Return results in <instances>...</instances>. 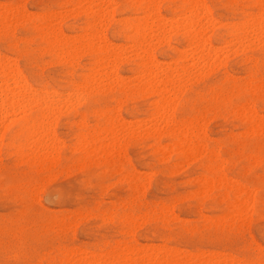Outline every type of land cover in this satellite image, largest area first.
I'll use <instances>...</instances> for the list:
<instances>
[{
    "label": "rangeland",
    "instance_id": "1",
    "mask_svg": "<svg viewBox=\"0 0 264 264\" xmlns=\"http://www.w3.org/2000/svg\"><path fill=\"white\" fill-rule=\"evenodd\" d=\"M199 1L206 11L196 10L202 45L195 49L182 23L188 8L184 0H0V64L19 72L28 84L17 101L20 109L28 102L27 113L9 108L0 94V261L264 264V35L248 28L249 40L240 43L229 34L254 16L264 23V2ZM147 6L155 7L165 21L157 23L164 24L160 32L166 38L154 36V29L147 33L153 56L143 70L138 39L129 26L141 23L138 27L145 28ZM94 70L107 75L96 86ZM33 74L45 79L40 94L57 109L47 116L51 122L44 121L50 126L35 122L34 131H23L24 117L36 121L41 108L30 101L36 93ZM161 78L171 82L165 84L168 89L161 85L165 91L159 86ZM35 130L47 133L49 142ZM237 175L247 182L241 183ZM156 250L161 259L153 254Z\"/></svg>",
    "mask_w": 264,
    "mask_h": 264
},
{
    "label": "bare ground",
    "instance_id": "2",
    "mask_svg": "<svg viewBox=\"0 0 264 264\" xmlns=\"http://www.w3.org/2000/svg\"><path fill=\"white\" fill-rule=\"evenodd\" d=\"M136 1V0H135ZM185 2H186V4H187V16L185 15V16H183L184 15V13H183V17H185L184 18V21H183V19L182 18H180V19H182V23H185V24H183V25H185V28L184 29H186V37H189L188 39L189 40H191L190 42H191V44L190 45H192L193 46V48H195L194 46H198L199 45V42H200V35H201V32H200V26H199V24H198V20L196 21V19H197V17L198 16H196V15H198L196 12V10L200 7H202V4L200 3V2H202V1H199L198 2V0H184ZM259 1V3H262V2H264L263 0H258ZM258 1H256V2H258ZM79 2H80V0H79ZM86 2H88V1H86ZM111 2V1H110ZM115 2V1H114ZM151 2H154V1H151ZM58 3V2H57ZM155 3V2H154ZM198 3H200L201 4V6L200 5H198ZM110 4V3H109ZM115 4V3H114ZM56 5V4H55ZM106 5V4H105ZM152 5V4H151ZM107 6H108V4H107ZM146 6V5H145ZM154 6V5H153ZM153 6H147L146 8H145V17H144V21H143V25L145 26V28H139L138 27V25H140L139 23L137 24V25H135L134 26V24H136V23H134V24H132V26H129V29H130V27L133 29V31H134V34L136 35V37L135 38H137L138 39V45H139V50L141 51V53H140V65H141V67H142V69L144 68V67H146V66H148L151 62H150V56H151V54H149V52H148V46H149V40H148V38L150 37V36H148V32L151 30L152 31V29H154V30H156V35H154V36H156V37H158V35H160V38H161V36L163 37V38H166V37H164L162 34H164V32L162 33V31L160 32V30L161 29H163V26H164V24H160V25H158V23H157V21L159 22V21H164L163 19H161L160 18V14L158 15L157 13H156V10H154V8L152 9V7ZM3 7V6H2ZM1 7V8H2ZM9 7V6H8ZM109 7V6H108ZM16 8V7H15ZM81 8V7H80ZM203 8H204V6L202 7V10H203ZM6 9V8H5ZM12 9V8H11ZM17 9V8H16ZM110 9V8H109ZM144 9V8H143ZM7 10V9H6ZM13 10V9H12ZM199 10V9H198ZM155 11V12H154ZM204 11H206L205 10V8H204ZM204 11H202L201 13H203ZM20 12V11H19ZM185 12V11H184ZM256 12V11H255ZM24 13V12H23ZM53 13V12H52ZM200 13V12H199ZM206 13V12H205ZM262 13V12H261ZM19 14V13H18ZM20 14H22V13H20ZM27 14H28V12H27ZM48 14V13H47ZM50 14V13H49ZM208 14V13H207ZM259 13L257 12V14L256 15H258ZM9 15H10V13H9ZM64 15V14H63ZM77 15H78V13H77ZM202 15V14H201ZM27 16H29V15H27ZM38 17H40V15H37ZM45 16V15H44ZM65 16V15H64ZM67 16V15H66ZM108 16V15H107ZM205 16V15H204ZM7 17H8V15H7ZM24 17H25V15H24ZM48 17V16H47ZM96 17V16H95ZM94 16H93V19L92 20H94L93 22H92V28H94L95 29V22H96V18H95ZM133 17V16H132ZM206 17H207V15H206ZM257 17V16H256ZM256 17L254 16V18L252 17L251 19H249V20H247V19H245V22L243 21L241 24H239L238 26H236V27H234V29H232V31L229 33L230 35H232V36H234L235 38H236V40H238L240 43H242V42H244L245 40H249V38H248V28H251V29H253V31H256L257 33H258V37L260 36L261 37V35L263 34L264 35V23H263V21H259V20H257L256 19ZM36 18V17H35ZM165 18V17H164ZM167 18V17H166ZM176 18V17H175ZM177 18H179L178 16H177ZM207 18H209V17H207ZM249 18V17H248ZM5 19V18H4ZM21 19V18H20ZM47 19V18H46ZM54 19V18H53ZM143 19V18H142ZM206 19V18H205ZM258 19H261L260 17L258 18ZM1 20V19H0ZM51 20V19H50ZM55 20V19H54ZM104 20V19H103ZM135 20V19H134ZM217 20V19H216ZM8 21V20H7ZM27 21V20H26ZM57 21V20H56ZM140 21V20H139ZM215 21V20H214ZM60 22V21H59ZM90 22V23H91ZM126 22V21H125ZM155 22V23H154ZM165 22V21H164ZM216 22V21H215ZM4 23V22H3ZM14 23V22H13ZM83 23V22H82ZM101 23V22H100ZM121 23V22H120ZM156 23H157V25H158V27H157V29L156 28H153L154 27V24L156 25ZM89 24V23H88ZM99 24V23H98ZM102 24V23H101ZM129 24V23H128ZM128 24H126L127 26H128ZM210 24H212V22L210 23ZM209 24V25H210ZM230 24V23H229ZM86 25V24H85ZM156 25V26H157ZM171 25V24H170ZM219 25V24H218ZM221 25V24H220ZM44 26V25H43ZM105 25H103V27H104ZM167 26V25H166ZM208 26V25H207ZM224 26V25H223ZM3 27V26H2ZM42 27V26H41ZM84 27V26H83ZM100 27V26H99ZM141 27V26H140ZM40 28V27H39ZM57 28V27H56ZM105 28V27H104ZM165 28V27H164ZM13 29V28H12ZM47 29H49V28H47ZM51 29V28H50ZM53 29V28H52ZM58 29V28H57ZM56 29V30H57ZM91 29V28H90ZM100 29V28H99ZM176 29V28H175ZM88 30V29H87ZM93 30V29H92ZM96 30V29H95ZM101 30H102V28H101ZM139 30H141V32H139ZM164 30H166V29H164ZM163 30V31H164ZM202 30V29H201ZM235 30V31H234ZM1 31V30H0ZM53 31V30H52ZM98 31V30H97ZM129 31H131V29L129 30ZM133 31H131V32H133ZM150 31V32H151ZM169 31H172L173 32V30L172 29H170ZM179 31V30H178ZM49 32H50V30H49ZM56 32V31H55ZM58 32V31H57ZM177 32V31H176ZM204 32V31H203ZM2 33V32H1ZM9 33H10V31H9ZM60 33V32H59ZM152 33V32H151ZM161 33V34H160ZM42 34V33H41ZM106 34V33H105ZM155 34V33H154ZM167 34V33H166ZM86 35V34H85ZM91 35L93 36V33H92V31H91ZM98 35V34H97ZM102 35V34H101ZM149 35H151L152 36V34H149ZM53 36V35H52ZM62 36H63V34H62ZM103 36V35H102ZM5 37V36H4ZM55 37V36H54ZM57 37H58V35H57ZM76 37V36H75ZM148 37V38H147ZM156 37H154V38H156ZM167 37H168V35H167ZM203 37V36H202ZM233 37V38H234ZM263 37V36H262ZM261 37V38H262ZM19 38V37H18ZM46 38V37H45ZM56 38V37H55ZM54 38V39H55ZM72 38V37H71ZM102 38V37H101ZM104 38V37H103ZM134 38V37H133ZM151 38V37H150ZM149 38V39H150ZM160 38H157L158 40L160 39ZM234 38V39H235ZM52 39V38H51ZM57 39V38H56ZM75 39V38H74ZM96 39V38H95ZM105 39V38H104ZM152 39V38H151ZM231 39V38H230ZM259 39V38H258ZM72 40V39H71ZM102 40V39H101ZM164 40H166V39H164ZM207 40V39H206ZM260 40H262V39H260ZM50 42H51V40H49ZM66 41V40H65ZM69 41H70V39H69ZM75 41H77V39L75 40ZM97 41V40H96ZM95 41V42H96ZM99 41V40H98ZM104 41V40H103ZM201 41H202V38H201ZM230 41V40H229ZM235 41V40H234ZM237 41V42H238ZM256 41H258V40H256ZM55 42V41H54ZM71 42V41H70ZM184 42V41H183ZM231 42V41H230ZM57 43V42H56ZM88 42H86V44H87ZM154 43V42H153ZM160 43V42H159ZM207 43V41L206 42H204L203 44L205 45ZM248 43V42H247ZM59 44V43H58ZM81 44H83V40H82V43ZM92 44V43H91ZM108 44V43H107ZM131 44V43H130ZM225 44V43H224ZM226 44H227V42H226ZM256 44H258V42L256 43ZM263 44V43H262ZM106 45V44H105ZM122 45V44H121ZM201 45H202V43L200 42V48H201ZM264 45V44H263ZM48 46V45H47ZM56 46V45H55ZM88 46V45H87ZM108 46H109V44H108ZM108 46H106V49H107V47ZM119 46V45H118ZM130 46H132V45H130ZM133 46H134V43H133ZM156 46V45H155ZM172 46V45H171ZM212 46V45H211ZM247 46V45H246ZM260 46H262V45H260ZM68 47V46H67ZM154 47V46H153ZM188 47H189V45H188ZM70 48H73V47H70ZM69 48V49H70ZM79 48V47H78ZM114 48V47H113ZM207 49L208 48H210V47H206ZM247 48H249V46H247ZM260 48V47H259ZM65 49V48H64ZM87 49H89V48H87ZM91 49V48H90ZM102 49H104V48H102ZM102 49H100V50H102ZM109 49V48H108ZM115 49V48H114ZM196 49V48H195ZM204 49V48H203ZM212 49V48H211ZM215 49H217V48H215ZM250 49V48H249ZM86 50V49H85ZM100 50H97V53L100 51ZM134 50V49H133ZM151 50V49H150ZM154 50V49H153ZM192 50V49H191ZM206 50V49H205ZM245 50V49H244ZM58 51V50H57ZM200 51V50H199ZM204 51V50H203ZM209 51V49L207 50V53H209L208 52ZM211 51V50H210ZM239 51V50H238ZM63 52V51H62ZM65 52V51H64ZM71 52V51H70ZM80 52V51H79ZM104 52H105V50H104ZM113 52H115L114 50H113ZM179 51H177V53H178ZM185 52V51H184ZM187 52V51H186ZM192 52H195V51H192ZM200 52H202V50L200 51ZM213 52V51H212ZM50 53V52H49ZM55 53H56V51H55ZM69 53V52H68ZM78 53V52H77ZM100 53V52H99ZM108 53V52H107ZM183 53V52H182ZM203 53V52H202ZM60 55H62L61 53H59ZM87 54V53H86ZM112 54V53H111ZM181 54V53H180ZM74 55V54H73ZM187 55V53L185 54V56ZM197 55H199V54H197ZM68 56V55H67ZM136 56V55H135ZM153 56V55H152ZM152 56H151V58H152ZM188 56V55H187ZM187 56H186V58H187ZM7 57V56H6ZM71 57V56H70ZM74 57V56H73ZM76 57V56H75ZM79 57V56H78ZM98 57V56H97ZM183 57H184V55H183ZM190 57H193V55H191ZM8 58V57H7ZM10 58V57H9ZM67 58V57H66ZM114 58V57H113ZM117 57H115V60H117L116 59ZM185 58V57H184ZM193 58H195V57H193ZM65 59V58H64ZM71 59V58H70ZM77 59V58H76ZM192 59V58H191ZM1 60V59H0ZM66 60V59H65ZM114 60V59H113ZM154 60V59H153ZM193 60V59H192ZM8 61V60H7ZM6 61V62H7ZM9 61H10V59H9ZM64 61V60H63ZM96 61H97V59H96ZM110 61V60H109ZM155 61V60H154ZM216 61V60H215ZM245 61V60H244ZM2 62V61H1ZM5 62V63H6ZM13 62V61H12ZM11 62V63H12ZM61 62V61H60ZM99 62H100V60H99ZM115 61H113V63H114ZM156 62V61H155ZM160 62V61H159ZM254 62V61H253ZM4 63V64H5ZM10 63V64H11ZM68 63V62H67ZM106 63V62H105ZM107 63H108V61H107ZM98 64V63H97ZM97 64H95L96 66H97ZM223 64V63H222ZM13 65V64H12ZM107 65V64H106ZM139 65V64H138ZM99 66H103V62H102V65H100L99 64ZM157 66V65H156ZM10 67V66H9ZM16 67V66H15ZM95 67V66H94ZM148 67H150V66H148ZM155 67V66H154ZM2 68V69H1ZM14 68V67H13ZM12 68V69H13ZM87 68V67H86ZM97 68H99V67H96V69ZM100 69V68H99ZM150 69V68H149ZM155 69V68H154ZM102 70V69H101ZM101 70H94L96 73L94 74V75H92L93 73H94V71H93V73L91 74V76H92V81H95V83L93 82V84L95 85L96 84V82L97 83H99L98 82V80L100 79V82L102 81L101 80V78L104 80V76L105 77H107V75L105 74L103 77H102V74H101ZM144 70V69H143ZM146 70V69H145ZM140 71V70H139ZM151 71V70H150ZM153 71V70H152ZM141 72V71H140ZM144 72V71H143ZM157 72V71H156ZM156 72H155V75H156ZM19 73V72H18ZM17 72H16V70L14 71V70H11L10 71V69L8 70L7 68H6V66H4L3 64H0V94L1 95H3L5 98H4V101H6V103L9 105V108H10V106H11V109L13 108V109H15L14 107H16L17 106V101H18V98H20V97H22V96H24L25 95V93H24V87L26 86V82H25V80L24 79H22L21 80V76L18 74ZM208 73V72H207ZM206 73V74H207ZM104 74V73H103ZM140 74V73H139ZM142 74V73H141ZM145 74V73H144ZM150 74H152V72L150 73ZM90 75V74H89ZM110 75H113L112 73L110 74ZM109 76V75H108ZM137 76V75H136ZM140 76V75H139ZM146 76V75H145ZM152 76V75H151ZM81 77V76H80ZM86 77H88V76H86ZM141 77V76H140ZM154 77V76H153ZM152 77V78H153ZM201 77V76H200ZM116 78H118V77H116ZM137 78H138V76H137ZM146 78V77H145ZM148 78H149V76H148ZM160 78V77H159ZM159 78H157L158 80H159ZM88 79V78H87ZM105 79H107V78H105ZM140 79V78H139ZM162 79V78H161ZM224 79V78H223ZM24 80V83L22 82ZM120 80V79H119ZM233 80V79H232ZM63 81V80H62ZM88 81H90L89 79H88ZM106 81V80H105ZM150 81H152V83L155 81H153V80H150ZM150 81L148 80V84L150 83ZM91 82V81H90ZM137 83H139L138 82V80L136 81ZM159 82V81H158ZM158 82H155V85H156V83H158ZM170 81H169V79L168 78H163L161 81H160V88H161V85H164L163 87L165 88V84H168ZM92 83V82H91ZM124 84H125V82H123ZM151 83V84H152ZM171 83V82H170ZM85 84V83H84ZM123 84V85H124ZM126 84H127V81H126ZM146 84V83H145ZM175 84V83H174ZM28 85V84H27ZM79 85V84H78ZM78 85H77V87H78ZM82 85H83V83H82ZM122 85V84H121ZM144 85V84H143ZM172 85V84H171ZM170 85V86H171ZM183 85H184V83H183ZM258 85V84H257ZM96 86V85H95ZM133 86V85H132ZM135 86V85H134ZM146 86H147V84H146ZM159 86H158V88H159ZM166 86H168V85H166ZM175 86H178V84L177 85H175ZM262 86H264V85H262ZM150 87V86H149ZM152 87V86H151ZM153 87H154V85H153ZM161 88V89H163V91H165L164 90V88ZM26 88H27V86H26ZM25 88V89H26ZM76 88V87H75ZM92 88V87H91ZM100 88V87H99ZM144 88V87H143ZM148 88V87H147ZM146 88V89H147ZM158 88H156V89H158ZM159 88V89H160ZM167 89L169 88V86L168 87H166ZM165 88V89H166ZM171 88V87H170ZM183 88V87H182ZM181 88V89H182ZM86 89V88H85ZM181 89H180V92H181ZM80 90H81V88H80ZM79 90V91H80ZM87 90V89H86ZM85 90V91H86ZM112 90V89H111ZM172 90V89H171ZM179 90V89H178ZM23 91V92H22ZM52 91V90H51ZM77 91H78V88H77ZM132 91V90H131ZM162 91V92H163ZM26 92V91H25ZM45 92V91H44ZM56 92V91H55ZM76 92V91H75ZM135 92H136V90H135ZM169 92V91H168ZM28 93V92H27ZM46 93V92H45ZM54 93V92H53ZM178 93V92H177ZM59 94V93H58ZM68 94H69V91H68ZM70 94H72L73 95V93H70ZM78 94V93H77ZM81 94V93H80ZM83 94V93H82ZM85 94V93H84ZM181 94V93H180ZM51 95V94H50ZM49 95V96H50ZM53 95V94H52ZM51 95V96H52ZM71 95V96H72ZM174 95V94H173ZM2 96V97H3ZM27 96V95H26ZM54 97H55V95H53ZM52 96V97H53ZM70 96V97H71ZM80 96V95H79ZM179 96V95H178ZM29 97V96H28ZM51 97V98H52ZM53 97V98H54ZM167 97H168V95H167ZM25 98H27V97H25ZM24 98V99H25ZM52 98V99H53ZM56 98V97H55ZM76 98V97H75ZM83 98V97H82ZM123 98V97H122ZM162 98V97H161ZM179 98V97H178ZM28 99V98H27ZM65 99V98H64ZM167 99V98H166ZM168 99H169V97H168ZM177 99V98H176ZM0 100H1V98H0ZM70 100H71V98H70ZM178 100V99H177ZM176 100V101H177ZM3 101V100H2ZM30 101H32V102H34L35 103V105L37 106V108L38 107H41L39 110H40V112H39V118L35 121V120H32V119H29L28 117L26 118V117H24V119L22 120V127H20V128H22V130L23 129H28L29 128V130H30V128H31V130H33L32 128L35 126V125H33V124H35V122H37L38 124H40V125H42V123L45 121V119L47 118V119H50L51 118V116H49V118L47 117L49 114H51L50 112H52V108H54V110H56L57 108H55L54 106H56V104H54L53 105V107H51L52 106V103H51V101H50V98H48L47 97V95L46 96H43L42 94H39V97L37 96V93H31V95H30ZM55 101V100H54ZM66 101H67V99H66ZM65 101V102H66ZM124 101V100H123ZM163 101H165L166 102V100H165V98H164V100ZM168 101H170V100H168ZM22 102V101H21ZM56 102V101H55ZM57 102H59V101H57ZM61 102V101H60ZM62 102H64V100L62 101ZM68 102V101H67ZM75 102V101H74ZM160 102H161V104H163V102L162 101H159V104H160ZM5 103V104H6ZM25 103H28V102H25ZM24 103V104H25ZM31 103V102H30ZM77 103V102H76ZM79 103V102H78ZM150 103H153V102H150ZM170 103V102H169ZM2 104L3 103H1L0 105H1V107H2ZM21 104V103H20ZM19 103H18V105H20ZM24 104L22 105V106H20V107H22L21 109L20 108H18V106H17V109L16 110H18V111H20L21 110V112L23 113V111H22V109L24 110L25 108L24 107H26V106H24ZM66 104V103H65ZM68 104V103H67ZM71 104H74L73 103V101H72V103ZM70 104V105H71ZM158 104V105H159ZM165 104V103H164ZM251 104V103H250ZM7 105V106H8ZM26 105H29V104H26ZM62 105H64V103L62 104ZM149 105V104H148ZM157 105V104H156ZM156 105H154V107L156 106ZM173 105H174V101H173ZM244 105V104H243ZM247 105V104H246ZM6 106V107H7ZM30 106V105H29ZM35 106V107H36ZM74 106H76V105H74ZM162 106V105H161ZM165 106V105H164ZM169 106H170V104H169ZM241 106V105H240ZM166 107V106H165ZM164 107V108H165ZM244 107H246V106H244ZM27 108V107H26ZM32 108H33V106H32ZM66 108V107H65ZM67 108H69V107H67ZM72 108H73V105H72ZM158 109L160 108L161 109V107H157ZM168 108V107H167ZM173 108H174V106H173ZM172 108V109H173ZM52 109V110H51ZM58 109H59V107H58ZM64 109V108H63ZM113 109H116V107L115 108H113ZM112 109V110H113ZM171 109V108H170ZM171 109V110H172ZM237 109V108H236ZM3 110H4V108H3ZM6 110V109H5ZM4 110V111H5ZM9 110V109H8ZM26 110V109H25ZM60 110V109H59ZM66 110V109H65ZM165 110H167V109H165ZM243 110V109H242ZM247 110V109H246ZM260 110V109H259ZM3 111V112H4ZM67 111V110H66ZM68 111H70L69 109H68ZM114 111V110H113ZM155 111H157V109L155 110ZM160 111H162V109L160 110ZM245 111V110H244ZM248 111H250L249 109H248ZM2 112V111H1ZM6 112H8V111H6ZM10 112H12V111H10ZM9 112V113H10ZM13 112H15L14 110H13ZM59 112V111H58ZM165 113H167L168 112V110H167V112L166 111H164ZM247 112V111H246ZM263 112V111H262ZM5 113V112H4ZM4 114L5 115V117H6V115H10L11 116V114ZM19 113V112H18ZM21 113V114H22ZM25 113V112H24ZM26 113H27V110H26ZM60 113V112H59ZM94 113V112H93ZM116 113V112H115ZM158 113V112H157ZM251 113V112H250ZM15 114V113H14ZM17 114V113H16ZM55 114V113H54ZM112 114H113V112H112ZM160 114V113H159ZM2 115V114H1ZM23 115V114H22ZM53 115V114H52ZM161 115H162V113H161ZM160 115V116H161ZM239 115V114H238ZM251 115L252 116H254V115H256L257 116V114H252L251 113ZM114 116V115H113ZM118 116V115H117ZM155 116H156V114H155ZM159 116V117H160ZM4 117V116H3ZM12 117H14L13 116V114H12ZM55 117V116H54ZM112 117V116H111ZM167 117V116H166ZM193 117V116H192ZM109 118V117H108ZM248 118V117H247ZM251 118V117H250ZM253 118V117H252ZM255 118V117H254ZM260 118V117H259ZM6 119V118H5ZM8 119V118H7ZM35 119V118H34ZM55 119V118H54ZM193 119V118H192ZM197 119V118H196ZM210 119V118H209ZM255 119H258V118H255ZM115 120H116V118H115ZM207 120V119H206ZM246 120V119H245ZM6 121H8V120H6ZM49 121V120H48ZM111 121V120H110ZM119 121H120V119H119ZM122 121V120H121ZM192 121V120H191ZM194 121V120H193ZM192 121V122H193ZM203 121V120H202ZM258 121V120H257ZM3 122V121H2ZM46 123H47V120L45 121ZM45 122H44V124H45ZM50 122H51V119H50ZM81 122V121H80ZM163 122V121H162ZM190 122V121H189ZM205 122V121H204ZM4 123V122H3ZM76 123H78V122H76ZM82 123V122H81ZM109 123V122H108ZM167 123V122H166ZM165 123V124H166ZM169 123H171V121L169 122ZM2 124V123H1ZM38 124H37V126H38ZM43 124V125H44ZM52 124H53V122H52ZM168 124V123H167ZM256 124H257V122H256ZM46 125V124H45ZM44 125V126H45ZM49 126H50V124H48ZM48 125H46V126H48ZM77 125V124H76ZM78 125H79V123H78ZM94 125V124H93ZM202 125V124H201ZM204 125H205V123H204ZM258 125V124H257ZM257 125H255V123L253 124V126H257ZM75 126V125H74ZM82 126V125H81ZM110 126H111V124H110ZM164 126V125H163ZM188 126V125H187ZM200 126V125H199ZM189 127V126H188ZM191 127V126H190ZM189 127V128H190ZM39 128V127H38ZM48 127H44V129H47ZM108 128V127H107ZM159 128V127H158ZM172 128V127H171ZM35 129H36V127H35ZM96 129V128H95ZM109 129H112V128H109ZM116 128H114V130H115ZM191 129H194V128H191ZM253 129V128H252ZM258 129V128H257ZM1 130V129H0ZM21 130V131H22ZM30 130V131H31ZM38 130V129H37ZM37 130H35V132L37 131ZM40 130L42 131L43 130V126H42V129L40 128ZM113 130V129H112ZM117 130V129H116ZM169 130H171L170 128H169ZM180 130H182V129H180ZM190 130V129H189ZM24 131V130H23ZM26 131H28V130H26ZM34 131V130H33ZM46 131V130H45ZM53 131V130H52ZM104 131H106L105 129H104ZM109 131V130H108ZM111 131V130H110ZM166 131H167V129H166ZM183 131V130H182ZM198 131V130H197ZM44 132V131H43ZM48 132H51V131H49V129H48ZM91 132H93V131H91ZM117 132V131H116ZM115 132V133H116ZM159 132V131H158ZM164 132V131H163ZM168 132V131H167ZM188 132V131H187ZM190 132V131H189ZM188 132V134H190ZM192 132H193V130H192ZM252 132V131H251ZM37 133L39 134V139H41L42 137H44V135H46V134H42V132L40 133V132H38L37 131ZM53 133V132H52ZM78 133H80V132H78ZM104 133V132H103ZM110 133V132H109ZM112 133V132H111ZM154 133H155V131H154ZM162 133V132H161ZM166 133V132H165ZM164 133V134H165ZM186 133V132H185ZM199 133V132H198ZM248 133V132H247ZM27 134V133H26ZM51 134V133H50ZM96 134V133H95ZM104 134H106V132L104 133ZM113 134V133H112ZM118 134V133H117ZM187 134V133H186ZM196 134V133H195ZM204 134V133H203ZM32 135H33V133H32ZM43 135V136H42ZM159 135V134H158ZM166 135V134H165ZM185 135V134H184ZM205 135V134H204ZM31 136V135H30ZM47 136V135H46ZM45 136V137H46ZM52 136V135H51ZM50 136V137H51ZM97 136H98V134H97ZM100 136V135H99ZM98 136V137H99ZM110 136V135H109ZM115 135H113V137H114ZM26 137H28V136H26ZM34 137V136H33ZM36 137V136H35ZM44 137V138H45ZM78 137V136H77ZM79 137H81V136H79ZM93 137V136H92ZM96 137V136H95ZM101 137H102V135H101ZM105 137V136H104ZM113 137H111V139L113 138ZM185 137H186V135H185ZM47 138V141L49 142V135L46 137ZM45 138V139H46ZM103 138V137H102ZM117 138V137H116ZM180 138V137H179ZM30 139H31V137H30ZM29 139V140H30ZM43 139V138H42ZM41 139V140H42ZM45 139H43L42 141H44ZM50 139H53V138H50ZM55 139V138H54ZM83 139V138H82ZM85 139V138H84ZM93 139H94V137H93ZM107 139V138H106ZM181 139V138H180ZM183 139V138H182ZM201 139V138H200ZM32 140H34V139H32ZM87 140V139H86ZM91 140V139H90ZM95 140H96V138H95ZM99 140V139H98ZM113 140H115L114 138H113ZM121 140V139H120ZM185 140V139H184ZM189 140V139H188ZM27 141H28V139H27ZM31 141V140H30ZM35 141V140H34ZM51 141V140H50ZM53 141V140H52ZM82 141V140H81ZM93 141V140H92ZM110 141V140H109ZM36 142H38L39 143V141H37V139H36ZM48 142H47V144H48ZM55 142V141H54ZM83 142V141H82ZM119 142V141H118ZM186 142V141H185ZM197 142V141H196ZM20 143H23V141L22 142H20ZM29 143V142H28ZM33 143H34V145H33ZM41 143H43V142H41ZM91 143V142H90ZM89 143V144H90ZM111 143H112V141H111ZM191 143V142H190ZM192 143H193V141H192ZM195 143V142H194ZM30 144V143H29ZM86 144V143H85ZM88 144V145H89ZM96 144H98V143H96ZM107 144H108V142H107ZM177 144V143H176ZM20 145V144H19ZM31 145H33V147L35 148V149H37V145H35V142H32V144ZM49 145V144H48ZM65 145V144H64ZM101 145H102V143H101ZM111 145V144H110ZM116 145V144H115ZM175 145V144H174ZM173 145V146H174ZM178 145V144H177ZM194 145V144H193ZM26 146V143H25V145H24V147ZM43 146H44V144H43ZM50 146V145H49ZM49 146L47 147V145H46V147L47 148H49ZM54 146V144L52 145V147ZM62 146V145H61ZM81 146V145H80ZM83 146V145H82ZM98 146H99V144H98ZM123 146V145H122ZM162 146V145H161ZM166 146V145H165ZM179 146V145H178ZM38 147H40V146H38ZM45 147V148H46ZM52 147H50L51 149H52ZM78 147H79V145H78ZM86 147V146H85ZM92 147H94L93 145H92ZM113 147V146H112ZM116 147L118 148V145H116ZM148 147V146H147ZM160 147V146H159ZM158 147V148H159ZM164 147V146H163ZM195 147V146H194ZM193 147V148H194ZM197 147V146H196ZM21 148V147H20ZM29 148H31V147H29ZM33 148V149H34ZM44 148V147H43ZM46 148V149H47ZM89 148V147H88ZM97 148V147H96ZM107 148V147H106ZM109 148V147H108ZM176 148V147H175ZM181 148V147H180ZM192 148V149H193ZM79 149V148H78ZM85 149V148H84ZM183 149V148H182ZM185 149H187V148H185ZM185 149H183V150H185ZM41 150V147H40V149H39V151ZM48 150H50V149H48ZM87 150H89V149H87ZM91 150V149H90ZM104 150V149H103ZM113 150V149H112ZM190 150V149H189ZM15 151V150H14ZM32 151V150H31ZM36 151H38V149L36 150ZM106 151V150H105ZM153 151V150H152ZM158 151V150H157ZM16 152H18V151H16ZM15 152V153H16ZM34 152H35V150H34ZM33 152V153H34ZM82 152H84V151H82ZM90 151H88L86 154H88ZM155 152V151H154ZM20 153V152H19ZM105 153V152H104ZM156 153V152H155ZM166 153V152H165ZM195 153V152H194ZM193 153V154H194ZM203 153V152H202ZM17 154V153H16ZM15 154V155H16ZM39 154V153H38ZM98 154V153H97ZM161 154H162V152H161ZM9 155V154H8ZM35 155V154H34ZM37 155V154H36ZM152 155V154H151ZM162 155H164V154H162ZM184 155V154H183ZM18 156V155H17ZM23 156V155H22ZM104 156V155H103ZM189 156V155H188ZM194 156V155H193ZM35 157V156H34ZM46 157V156H45ZM163 157V156H162ZM166 157V156H165ZM168 157V156H167ZM177 157V156H176ZM185 157V156H184ZM183 157V158H184ZM191 157V156H190ZM192 158V157H191ZM18 159H19V157H18ZM35 159V158H34ZM44 159H46V158H44ZM48 159V158H47ZM187 159V158H186ZM35 160H38L37 158L35 159ZM209 160V159H208ZM255 160V159H254ZM44 161V160H43ZM164 161V160H163ZM166 161V160H165ZM188 161H186V163H187ZM250 162V161H249ZM109 166V165H108ZM213 167V166H212ZM202 169V168H201ZM213 169V168H212ZM173 170V169H172ZM131 171V170H130ZM211 171V170H210ZM133 172V171H132ZM155 173V172H154ZM169 173V172H168ZM222 174V173H221ZM223 176V175H222ZM221 176V177H222ZM132 177V176H131ZM118 179V178H117ZM120 179V178H119ZM128 179V178H127ZM133 179V178H132ZM197 179V178H196ZM210 179V178H209ZM215 179V178H214ZM217 179H219V178H216L215 180H217ZM223 179V178H222ZM207 179H205V181H206ZM211 180V179H210ZM229 180V179H228ZM134 181V180H133ZM199 181V180H198ZM218 181V180H217ZM120 182V181H119ZM202 182V181H201ZM214 182V181H213ZM223 182H224V180H223ZM116 183V182H115ZM220 183V182H219ZM142 184V183H141ZM141 184H139V185H141ZM206 184V183H205ZM218 184V183H217ZM222 184V183H221ZM219 185V184H218ZM223 185V184H222ZM129 186V185H128ZM143 186V185H142ZM216 186V185H215ZM239 186V185H238ZM139 187V186H138ZM204 187V186H203ZM246 187V186H245ZM134 188V187H133ZM140 188V187H139ZM142 188V187H141ZM140 188V189H141ZM209 188V187H208ZM227 188V187H226ZM229 188V187H228ZM244 188V187H243ZM130 189V188H129ZM239 189V188H238ZM241 189V188H240ZM245 189H247V188H245ZM241 192V191H240ZM246 192V191H245ZM222 193V192H221ZM234 194V193H233ZM246 194H247V192H246ZM245 194V195H246ZM238 195H239V193H238ZM237 195V196H238ZM30 197V196H29ZM114 197V196H113ZM243 200V199H242ZM243 202V201H242ZM234 203H236V202H234ZM240 203H241V201H240ZM232 204H233V202H232ZM238 204H239V202H238ZM242 204V203H241ZM235 206V205H234ZM167 207V206H166ZM243 207V206H242ZM230 208V207H229ZM251 208V207H250ZM165 210V209H164ZM240 211V210H239ZM238 211V212H239ZM236 213H237V211H235ZM240 213V212H239ZM165 214H167V213H165ZM144 215V214H143ZM231 215H232V213H231ZM240 215V214H239ZM230 216V215H229ZM234 216V215H233ZM176 217V216H175ZM174 218V217H173ZM106 219V218H105ZM154 219V218H153ZM177 219V218H176ZM233 219V218H232ZM109 220V219H108ZM136 224V223H135ZM131 228V227H130ZM135 228V227H134ZM132 229V228H131ZM132 245H130V247H131ZM143 247V246H142ZM149 247V246H148ZM147 247V248H148ZM156 247V246H155ZM161 247V246H160ZM98 248V247H97ZM120 248V247H119ZM143 248H145L146 249V247H143ZM159 248V247H158ZM170 248V247H169ZM144 249V250H145ZM149 249H151V248H149ZM148 249V250H149ZM153 249V248H152ZM161 249H163V248H161ZM171 249V248H170ZM126 250V249H125ZM172 250V249H171ZM175 250V249H174ZM173 250V253L174 252H176V250L174 251ZM179 250V249H178ZM185 250V249H184ZM154 251V250H153ZM152 250H151V252H153ZM161 251V250H160ZM166 251H167V248H166ZM186 251V250H185ZM61 252V251H60ZM127 252V251H126ZM129 252V251H128ZM150 252V255L152 254ZM159 252V251H158ZM163 252H165V251H163ZM172 252V251H171ZM188 252V251H187ZM94 253V252H93ZM111 253V252H110ZM117 253V252H116ZM149 253V252H148ZM147 253V255H149ZM169 253V252H168ZM186 253V252H185ZM206 253V252H205ZM112 254V253H111ZM118 254V253H117ZM153 254H157V258L159 259H161V256H162V254H160L159 255V257H158V253H157V250H156V252L155 253H153ZM167 254V253H166ZM171 254V253H170ZM175 254V253H174ZM188 255L190 254V253H187ZM200 254H202V253H200ZM208 254H210V252L208 253ZM214 253L212 252V255H213ZM218 254V253H217ZM97 255H100V254H97ZM103 255H104V253H103ZM127 255V254H126ZM129 255V254H128ZM176 255V254H175ZM199 255V254H198ZM197 255V256H198ZM211 255V256H212ZM116 256V254L114 255V257ZM155 256V255H154ZM185 256H186V254H185ZM207 256V255H206ZM223 256V255H222ZM109 257H110V255H109ZM153 257V256H152ZM175 257H177V256H175ZM216 257H217V255H216ZM228 257H230V256H228ZM232 257V256H231ZM103 258V257H102ZM126 258V257H125ZM171 258H172V256H171ZM195 258V257H194ZM200 258V257H199ZM111 259V258H110ZM151 259V258H150ZM164 259V258H163ZM169 259V258H168ZM177 259V258H176ZM183 259H185V258H183ZM182 259V260H183ZM187 259V258H186ZM185 259V260H186ZM193 259V258H192ZM206 259V258H205ZM209 259V258H208ZM97 260V259H96ZM95 260V261H96ZM100 260V259H99ZM108 260H109V258H108ZM153 260V259H152ZM165 260V259H164ZM203 260V259H202ZM213 260V259H212ZM104 261V260H103ZM155 261H156V259H155ZM167 261V260H166ZM165 261V262H166ZM199 261V260H198ZM91 262V261H90ZM97 262V261H96ZM95 262V263H96ZM142 262V261H141ZM148 262V261H147ZM177 262V261H176ZM186 262V261H185ZM184 262V263H185ZM210 262V261H209ZM84 263H85V261H84ZM106 263V262H105ZM149 263V262H148ZM152 263H154V262H151V264ZM161 263V262H160ZM164 263V262H163ZM175 263V262H174ZM178 263V262H177ZM215 263V262H214ZM87 264V263H86ZM166 264V263H165ZM167 264H169V261L167 262ZM171 264V263H170ZM172 264H173V262H172ZM183 264V263H182Z\"/></svg>",
    "mask_w": 264,
    "mask_h": 264
},
{
    "label": "snow or ice",
    "instance_id": "3",
    "mask_svg": "<svg viewBox=\"0 0 264 264\" xmlns=\"http://www.w3.org/2000/svg\"><path fill=\"white\" fill-rule=\"evenodd\" d=\"M31 82H32V87L36 90L37 96L39 97V94L41 92V90L44 88L45 85V79L40 77L39 75L33 74L32 78H31ZM261 115H264V112L261 113ZM209 147H213L212 145H209ZM251 150V149H249ZM261 156L264 157V151L261 152ZM262 168H264V163H262ZM237 179L240 180L241 183H246L247 182V177H242L237 175L236 177ZM262 211H264V209H262ZM0 264H35L34 260H30V259H20V258H16L14 260L12 259H6L3 261H0Z\"/></svg>",
    "mask_w": 264,
    "mask_h": 264
}]
</instances>
